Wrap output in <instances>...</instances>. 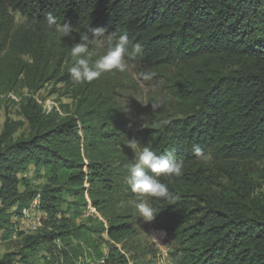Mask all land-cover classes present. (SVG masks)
<instances>
[{
	"label": "trees",
	"instance_id": "16d2710c",
	"mask_svg": "<svg viewBox=\"0 0 264 264\" xmlns=\"http://www.w3.org/2000/svg\"><path fill=\"white\" fill-rule=\"evenodd\" d=\"M48 13L72 35L48 28ZM93 28L105 29L101 40L127 32L125 59L161 76L164 103L139 127L121 114L109 76L70 78V41ZM47 83L65 86L72 110L43 107L35 94ZM23 88L24 120L0 130V231L10 237L12 215L34 205L44 215L0 264L37 254L43 264H153L151 245L134 239L125 179L146 145L183 161L181 176L160 178L174 202L145 196L172 263L264 264V0H0V91ZM88 204L101 218L82 220Z\"/></svg>",
	"mask_w": 264,
	"mask_h": 264
},
{
	"label": "rangeland",
	"instance_id": "374dc122",
	"mask_svg": "<svg viewBox=\"0 0 264 264\" xmlns=\"http://www.w3.org/2000/svg\"><path fill=\"white\" fill-rule=\"evenodd\" d=\"M80 42L79 38H72L70 43L75 45V43ZM90 50H96L99 55L104 54L106 48L97 49V41L93 40L90 45ZM98 58V57H94ZM129 64V68L126 72H111L104 73L98 80H103V82L109 78L111 79L109 86L111 87L110 92L116 98L117 104L120 107V112L124 115V118L132 123L134 126L139 127L143 120L146 119L149 112L155 111L152 109V104H155L158 100L165 97V93L162 90V85L160 83L161 76L154 75L157 71L148 69L145 66L137 63L130 62L126 60ZM169 68L161 69V73H168ZM152 73V74H151ZM147 77V78H145ZM26 89H19L17 91L1 92L0 91V130L6 120H24L21 114L20 101L24 95H26ZM35 96L38 101L43 104L44 108H50L51 106L60 107L61 104L68 106L69 110L73 109V101L69 96V92L65 89L62 83H47L45 87L41 88ZM61 108V107H60ZM137 143L136 138H133ZM27 176H32V169L26 172ZM257 178V175H253ZM36 180L35 183H39ZM258 191L264 192V180L259 179ZM147 202L145 196L135 193V197L130 199L128 213L132 216L134 223V228L136 234L134 236L135 241L139 243H145L146 245H151L152 253L155 252V257L151 254L146 256V259L151 258L153 264H171L172 260L169 257V244L164 241L165 231L160 228H156L152 221H145L142 217L137 216V210L135 208V203ZM43 212L37 210L35 205L29 210V213L25 216V213L21 215H12V221L16 225L14 233L10 237L3 234L0 231V257L5 253L15 252L18 248V242L20 237L17 235L19 232L22 233H33L40 226V221ZM89 215L100 214L96 209L88 204L85 211L82 214V220H84ZM101 218V217H100ZM105 238V237H104ZM107 238V237H106ZM135 241L132 243L135 246ZM101 247L106 252L107 245L102 241ZM120 247V245H119ZM33 264H43V258L40 254L34 257ZM94 261H89L88 264ZM13 264H22L15 261ZM173 264V263H172Z\"/></svg>",
	"mask_w": 264,
	"mask_h": 264
},
{
	"label": "clouds",
	"instance_id": "9594fccd",
	"mask_svg": "<svg viewBox=\"0 0 264 264\" xmlns=\"http://www.w3.org/2000/svg\"><path fill=\"white\" fill-rule=\"evenodd\" d=\"M45 20L48 28L57 27L61 37L72 35V26L66 22L57 26L56 17L52 13H48ZM90 32L91 36L87 32L80 37V42L75 43V46L71 48L70 54L75 59V63L68 68V73L71 80L76 84L90 83L100 78L104 73H123L129 68V64L125 59L126 55H130L127 32L120 34L118 37L108 35L107 40L100 39L105 36L104 28H93L90 29ZM93 40L97 41V49L106 48L104 54L99 55L96 50H90ZM132 51L133 53L140 52L141 46L135 44ZM94 56L98 58L93 60ZM163 103L164 100L161 98L155 104H152V109L159 108ZM138 145L135 140H132L129 141L128 146L135 149ZM192 150L198 157L203 155L202 149L198 145H193ZM183 170V161L177 160L173 152L158 155L152 150L151 146L146 145L135 153L134 162L128 166V175L125 179L134 193L172 203L176 197L160 178L179 177L183 174ZM134 206L137 210V216L142 217L145 221L153 220L158 212L148 202H138Z\"/></svg>",
	"mask_w": 264,
	"mask_h": 264
}]
</instances>
